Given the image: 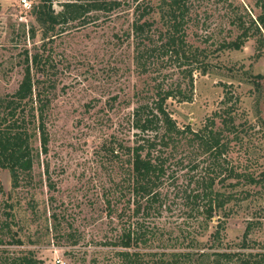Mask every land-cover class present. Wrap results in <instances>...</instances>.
<instances>
[{
  "label": "rangeland",
  "instance_id": "obj_1",
  "mask_svg": "<svg viewBox=\"0 0 264 264\" xmlns=\"http://www.w3.org/2000/svg\"><path fill=\"white\" fill-rule=\"evenodd\" d=\"M70 1L75 0H52L51 5L58 12ZM185 1L187 41L203 50L210 64L206 74L193 72L191 92L188 78L173 61L161 64L150 60L145 72L135 66L133 0H119L120 5L113 10L91 11L84 20L59 24L53 30L35 19L34 10L44 0H0V98L18 88L25 57L36 54L46 61L45 74L35 72L33 66L31 72L34 80L48 88L49 100L47 152L40 154L31 177H24L20 188L12 190L8 171L0 169V216L4 217L6 201L17 225L13 230L22 241L21 245L0 247V259L32 253L43 264L109 262V241L117 233V224L116 219L106 217L104 194L119 175L115 158L106 152V143L133 139L129 116L137 96H142L141 101L151 98L154 85L178 83L184 94L191 95L189 101H167V109L179 127L200 126L220 111L229 93L243 125L241 131L248 132L244 148L264 153L259 131L264 122V54L259 60L252 58L254 39L239 51L217 48L237 35L234 23L238 18L247 21V16L254 19L260 13L256 0ZM152 38L156 40L157 34ZM33 147L40 149L37 140ZM244 190L248 189L240 187ZM249 191L248 199L234 207L227 220L224 247L235 249L250 219L259 221L250 238L264 243V189ZM173 195L167 199L166 208L145 221L154 235L139 251L174 252L186 246L182 240L190 229L184 221L187 211ZM53 212L60 215L56 229L51 221ZM210 231L200 241L205 242Z\"/></svg>",
  "mask_w": 264,
  "mask_h": 264
},
{
  "label": "trees",
  "instance_id": "obj_2",
  "mask_svg": "<svg viewBox=\"0 0 264 264\" xmlns=\"http://www.w3.org/2000/svg\"><path fill=\"white\" fill-rule=\"evenodd\" d=\"M44 1L34 10L35 19L42 27L52 30L59 24L84 20L91 11H110L120 5L119 0H75L63 3L61 10L55 12L52 0ZM133 1L131 34L135 66L145 72L150 60L161 64L173 61L188 78L191 92L193 72L206 74L210 64L205 61L204 51L187 41L186 1ZM256 6L260 13L254 19L246 15L247 21L238 18L234 23L237 35L223 41L217 47L219 51H239L249 39H254L252 58L262 57L264 0H256ZM155 34L156 40L152 38ZM25 63L18 88L0 98V169L8 171L12 190L20 188L24 177H31L35 162L40 160L41 153L47 152L49 142L45 122L48 88L43 87L40 80H34L30 67L43 76L46 61L34 54L30 59L26 56ZM150 94L151 98L142 101L139 100L142 96H137L129 116L133 139L106 143V152L115 158L119 179L104 194L106 217L116 219L117 224V233L113 241H109L112 246L108 251L109 262L105 264H264V243L250 238L258 220L246 222L235 249L224 247L226 224L235 212L234 207L248 199L250 189H264V160L261 159L264 153L260 155L249 147L244 148V136L248 132L241 131L243 125L237 119L232 97L227 93L220 111L194 128L191 124L179 127L167 109L169 99H177V102L191 99L178 83L154 85ZM259 131L264 140V122ZM34 140L38 141L40 149L33 147ZM182 170H186L185 173H180ZM179 181L184 184L177 186ZM240 187L248 190L240 191ZM171 193L181 209L187 211L184 221L190 229L182 240H186V246L174 252L139 251L150 244L154 235L145 221L166 208ZM0 195H3L1 185ZM3 212L0 247L21 245L13 230L17 225L11 205L6 201ZM59 216L55 212L51 214L55 229ZM209 229L205 242L200 241ZM0 264L43 262L32 253H24L6 255L0 259Z\"/></svg>",
  "mask_w": 264,
  "mask_h": 264
}]
</instances>
